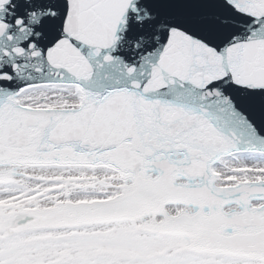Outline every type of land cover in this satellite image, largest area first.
<instances>
[{"label":"snow or ice","instance_id":"snow-or-ice-1","mask_svg":"<svg viewBox=\"0 0 264 264\" xmlns=\"http://www.w3.org/2000/svg\"><path fill=\"white\" fill-rule=\"evenodd\" d=\"M0 264H264V0H0Z\"/></svg>","mask_w":264,"mask_h":264}]
</instances>
